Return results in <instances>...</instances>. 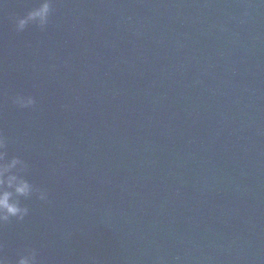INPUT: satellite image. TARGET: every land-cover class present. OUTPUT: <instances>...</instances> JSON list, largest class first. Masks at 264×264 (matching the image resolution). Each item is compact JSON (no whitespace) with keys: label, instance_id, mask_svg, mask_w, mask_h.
<instances>
[{"label":"water","instance_id":"95a60500","mask_svg":"<svg viewBox=\"0 0 264 264\" xmlns=\"http://www.w3.org/2000/svg\"><path fill=\"white\" fill-rule=\"evenodd\" d=\"M0 8V131L49 201L0 225L39 264H264V3ZM31 95L33 108L13 105Z\"/></svg>","mask_w":264,"mask_h":264},{"label":"clouds","instance_id":"9594fccd","mask_svg":"<svg viewBox=\"0 0 264 264\" xmlns=\"http://www.w3.org/2000/svg\"><path fill=\"white\" fill-rule=\"evenodd\" d=\"M264 3V0H261ZM54 0H38L23 16L13 19L16 32H23L28 26L34 25L41 31L45 30L53 14ZM5 0H0V8L6 7ZM13 105L20 109L33 108L36 100L31 95L16 94L11 97ZM9 138L0 131V225H5L13 219L24 221L30 214V208L25 201L35 198L47 203L49 192L30 179V164L21 155L11 154L8 150ZM0 244V264H10L8 257L2 254ZM38 250L26 247L17 254L15 264H39Z\"/></svg>","mask_w":264,"mask_h":264}]
</instances>
